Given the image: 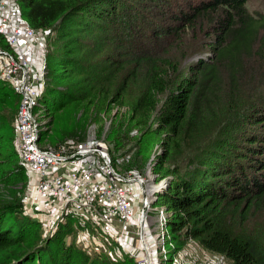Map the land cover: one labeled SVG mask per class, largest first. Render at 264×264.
<instances>
[{"label": "trees", "instance_id": "obj_1", "mask_svg": "<svg viewBox=\"0 0 264 264\" xmlns=\"http://www.w3.org/2000/svg\"><path fill=\"white\" fill-rule=\"evenodd\" d=\"M248 1L16 0L37 33H55L63 42L49 60L45 54L47 99L39 101L38 110L51 117L62 109L87 117L100 99L105 106H128L139 127L162 137L152 170L171 177L159 202L173 212L167 230L175 245L195 241L231 264H264V16L250 15ZM189 37L197 40L198 56L181 74L170 50L183 47ZM130 87L136 94L127 103ZM258 88L259 104L245 96ZM216 101L223 123L231 116L235 128L251 132L240 135L238 151L229 147L235 144L231 133L217 131L215 140L208 131L212 124L203 121L201 109L210 110ZM19 102L0 80V132L8 134H0V264H109L65 247L62 239L75 226L72 217L39 246L37 226L12 214L24 202L27 183L10 136ZM72 135L49 119L41 141ZM179 143L185 144L190 165L200 153L195 168L180 174L173 168L185 160L172 156Z\"/></svg>", "mask_w": 264, "mask_h": 264}, {"label": "built area", "instance_id": "obj_2", "mask_svg": "<svg viewBox=\"0 0 264 264\" xmlns=\"http://www.w3.org/2000/svg\"><path fill=\"white\" fill-rule=\"evenodd\" d=\"M37 32L24 19L16 0H0V80L19 98L13 146L27 177L24 202L39 223L54 227L66 217L93 230L92 248L116 251L108 256L133 264H223L224 257L203 253L200 261L178 248L167 230L173 212L159 203L171 177L160 178L147 166L144 175L123 174L109 152L90 137L71 148L41 145L39 97L46 83V55L34 49ZM38 58V59H37ZM87 238V239H86ZM88 243L87 234L83 236ZM110 253V254H109ZM114 254V255H112Z\"/></svg>", "mask_w": 264, "mask_h": 264}, {"label": "rangeland", "instance_id": "obj_3", "mask_svg": "<svg viewBox=\"0 0 264 264\" xmlns=\"http://www.w3.org/2000/svg\"><path fill=\"white\" fill-rule=\"evenodd\" d=\"M17 6H19L16 3ZM246 9L248 13L252 16L257 17L258 15L264 16V0H249L246 3ZM127 20V19H125ZM137 24H141L140 22H137ZM102 33V32H101ZM106 34V33H105ZM108 34H111V31H108ZM88 38V36H87ZM197 40L194 37H189L188 40H186V43L181 48H171L170 50V56L173 57L176 61L181 63V74H185L186 68L184 65L186 62H191L193 60H196L197 54L194 53V49L196 48ZM63 45V42L59 40V36L56 38L55 33L52 32H38L37 33V41L34 44V49L38 53L37 57L40 58L39 52L41 50L45 51V54L48 55L47 59L49 60L50 56L52 54H55L59 50V46ZM196 45V46H195ZM195 46V47H194ZM116 57V56H115ZM119 59L124 60L122 56H117ZM38 59V58H37ZM248 62L246 63V68H249V65L251 66V57L247 58ZM245 60V62L247 61ZM47 67V64H46ZM122 77H119V79ZM60 82V81H58ZM227 84H224L226 86ZM262 88V87H261ZM134 90V91H133ZM136 88H131L128 91V97H127V103L131 102L133 99V96L136 94L135 92ZM230 90L229 87L225 88V91L228 92ZM264 90V88H263ZM259 91V88L255 91H248L245 93V96L252 98L253 101L257 102L258 104L261 102V99H256L255 96H257V93ZM127 96V94H126ZM41 103L44 102V99H47L46 92H41ZM256 107V105H252L250 110ZM220 107L218 106V102L216 101L215 104L211 105V109L208 110L206 106H204L201 111L203 113V121L205 124L209 125L212 124V128L209 129V132H212V138L218 139L219 136L215 134V132L224 131L225 134H222V136H229V138L235 142L231 143V150L238 151L240 150L241 146L240 143H242L240 138V135L246 133L248 135L251 134V132H245L241 129L235 128V123L231 124V116H229L228 123H223V112L219 111ZM38 111V108L36 109ZM39 122L41 120H44V123L47 120H51L52 126L55 127H61L62 125L65 126V128H68L73 135L71 137H63L59 141L50 142L48 140H45L41 142V145H49L52 147H55L56 144L59 143L58 147L63 146L65 148H71L78 142L82 141L83 139H87L88 137L92 138L94 142L101 143L104 147L107 148L110 159L112 160L113 167L123 174H139L144 175L146 172L147 166L151 167L152 169L155 168V164L157 163L154 161L155 155L160 152V142L162 137L153 133L152 130L147 132L144 127H139L136 124V120L132 117H130L128 106H124L122 108H118L116 105H104L102 104V99L95 102L91 109L89 110V114L87 117L84 115L81 116L80 113H78L77 116L70 115L67 112H65L63 109L59 110L56 113L52 114L51 116H47L44 112L39 110ZM241 113H243V116L245 115V112L243 109L240 108ZM15 121V120H14ZM14 124V123H13ZM234 125V127H233ZM45 126V124H44ZM233 127V128H232ZM235 128V129H234ZM12 131V130H11ZM207 131V133H208ZM218 133V134H219ZM4 137H8V134L4 132H0ZM10 136H13V132H10ZM82 139V140H81ZM221 140V139H220ZM219 140V141H220ZM198 141L196 140V143ZM61 143V144H60ZM225 144H228L225 142ZM234 144V145H233ZM185 144L179 143L178 147H175L172 151L173 159L176 161L185 160L183 162H179V165L177 167L173 168V171L180 173L186 172V169L195 168L196 162L198 160V156L200 153L196 154L194 158L193 165H190V163H187V159L185 158L187 154H185ZM161 154V153H159ZM166 168H170V166H166ZM171 169V168H170ZM142 175V176H143ZM24 201V199H23ZM22 202V201H21ZM24 203V202H23ZM21 203V208L17 211H13L12 214L16 213L17 220L19 222H24L25 220H30V223H33L37 226V228L33 231V234L36 238H40L39 246L44 245L45 241L49 240V237L52 234V228L49 227L48 223L42 221L38 222L36 219H34V216L29 214V211L32 210L29 209L26 204L24 205ZM160 202L157 205H154V207L158 206ZM18 212V213H17ZM9 219V218H8ZM12 224V221H9ZM27 222V221H26ZM93 232L92 228L90 226H87L86 228H81L79 226H71L70 231L68 235H66L62 239V243L67 248H73L77 251H83L89 256L96 257L99 259L100 262L106 261L109 264L115 263L117 264L119 260H112L109 256L108 252H114L116 251V246L114 243L108 239L107 242H110V244H106L105 247L101 246V248H96L91 246L92 234ZM87 234L88 237V243L85 242L87 239H83V236ZM90 234V236H89ZM167 248V255H168V262L167 264H172L170 261V258L173 254V247L166 244ZM184 251L187 252V255L196 261H200L202 258L203 253H209L208 251L204 250L197 242L195 241H189L184 244V246L181 247ZM110 254V253H109ZM114 255V254H112ZM60 258V256H59ZM223 264H231L228 260H224Z\"/></svg>", "mask_w": 264, "mask_h": 264}]
</instances>
